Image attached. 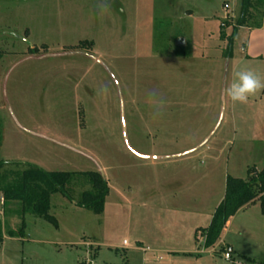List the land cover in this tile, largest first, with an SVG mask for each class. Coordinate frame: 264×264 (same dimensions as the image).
<instances>
[{"label": "rangeland", "instance_id": "374dc122", "mask_svg": "<svg viewBox=\"0 0 264 264\" xmlns=\"http://www.w3.org/2000/svg\"><path fill=\"white\" fill-rule=\"evenodd\" d=\"M101 4L110 6L103 14ZM241 4L0 0V160L20 162L1 171L29 163L98 171L110 188L104 211L95 213L77 204L92 190L78 174L69 196H51L58 226L27 214L23 234L4 235L0 264H170L153 248L189 246L171 225H207L227 176L246 178L249 167L262 166L264 96L241 104L224 94L232 75L228 36ZM259 21L256 13L245 27ZM150 90L166 101L156 120ZM20 207L0 196V218L16 231ZM223 233L236 260L264 264L259 201ZM190 246L199 248L197 264H235L219 244Z\"/></svg>", "mask_w": 264, "mask_h": 264}, {"label": "trees", "instance_id": "16d2710c", "mask_svg": "<svg viewBox=\"0 0 264 264\" xmlns=\"http://www.w3.org/2000/svg\"><path fill=\"white\" fill-rule=\"evenodd\" d=\"M260 7L261 9H259ZM256 13L260 16V21L255 27H261L264 17V0H242L240 15L233 25L231 35L228 36L226 57L232 56L233 43L239 28L254 19ZM10 163L20 164L18 161L0 160V196L3 204L12 202L20 204L21 226L16 231L0 218V243L4 239V235L15 237L18 233H24L27 214L43 217L58 226L57 219L49 213L51 196L58 192L67 194L66 186L78 174L87 177L92 190L84 191L77 204L95 213L100 214L104 211L110 188L107 179L100 172L48 171L31 163L22 169L1 171L3 166ZM256 201L260 202L261 212L264 216V167L261 170L255 166L249 167L246 178L228 175L224 198L215 208L209 226L203 230L205 246L208 248L215 246L229 219L240 209ZM223 249L222 246V252Z\"/></svg>", "mask_w": 264, "mask_h": 264}, {"label": "crops", "instance_id": "0c3cea01", "mask_svg": "<svg viewBox=\"0 0 264 264\" xmlns=\"http://www.w3.org/2000/svg\"><path fill=\"white\" fill-rule=\"evenodd\" d=\"M236 43H237V46L235 45ZM235 44H234L235 46L233 48L232 56L225 57V59L227 60V64L229 65V63H231L230 73L232 75H231L230 83L233 80V73L234 72L246 70V69L253 70L258 75H260L262 78H264V17H263V22H262L261 27H255V28H249V27H245V26L241 27L238 30L237 36L235 37ZM237 47H239L238 50H237ZM228 70H229V68H228ZM263 96H264V90H261L256 95L251 96V97L255 98V100H256V99H258V97L262 98ZM262 159H263L261 162L262 166H258L257 164L255 165V167L258 170H261L264 167V155H263ZM209 183L212 184L213 182L209 180ZM225 184H226V180H225ZM224 194H225V192L217 200V204L215 205V208L223 200ZM256 203H257V201L255 203H252V204H256ZM250 205L251 204L240 209L234 216H232L229 219L227 224H229V225H230V223L233 224V220L239 214V212L244 210L245 208H247ZM260 209H261V206H260ZM214 210H213V212H214ZM213 212H211V214L209 215L210 217L208 218V224L207 225H205V224L201 225V224H199V222L197 223L196 219L192 220L191 224H189V227H188V224L183 225L182 223L176 224V225H171L173 228L174 227L176 228L175 232L176 231L179 232V239H182V237L185 235V237H184L185 240L191 241L189 246L186 245V244H188V242L184 243L182 241H178L177 242L178 244H172L171 246L169 245L163 249H159L158 247H154L152 250L153 253H155V254L156 253H159V254L160 253H167L168 255H166V256H168V262L170 264H176L177 262H178V264H180V263H182V264H197L198 261L201 259V257H200L201 255L199 253V248L197 250H195L190 245L196 244V243H202V244H204V247L206 249L215 248V246L209 247V248L205 246V236H204V232H203L204 228L209 226ZM261 214H262V212H261ZM185 217H187V215ZM197 221H198V219H197ZM175 237H177V236H175ZM217 244L220 245V252H221L222 245L228 244V245L232 246V244L225 242V235L223 232H222L221 238L217 242ZM182 245H184V246H182ZM242 256L245 260H248L249 262H253V263L256 262L255 258H253L251 256H245V255H242ZM159 258H161V257H159Z\"/></svg>", "mask_w": 264, "mask_h": 264}, {"label": "clouds", "instance_id": "9594fccd", "mask_svg": "<svg viewBox=\"0 0 264 264\" xmlns=\"http://www.w3.org/2000/svg\"><path fill=\"white\" fill-rule=\"evenodd\" d=\"M101 14L106 12L110 7L107 4H101ZM264 90V78L258 75L255 71L246 69L233 73L232 82L224 89V94L230 98L233 103L245 104L249 97L256 95L259 91ZM109 92L107 85L101 86L98 89V95L106 96ZM147 103L151 107L150 113L153 120L159 119L165 109L166 101L163 96L158 94L155 90L148 92Z\"/></svg>", "mask_w": 264, "mask_h": 264}, {"label": "built area", "instance_id": "2783aa9c", "mask_svg": "<svg viewBox=\"0 0 264 264\" xmlns=\"http://www.w3.org/2000/svg\"><path fill=\"white\" fill-rule=\"evenodd\" d=\"M124 243L126 244L127 242L124 241ZM224 249H223V258L231 261V262H235V264H243L242 262L236 260L235 258V250L233 248V246L228 245V244H224Z\"/></svg>", "mask_w": 264, "mask_h": 264}]
</instances>
